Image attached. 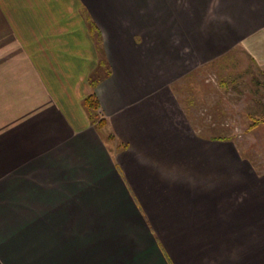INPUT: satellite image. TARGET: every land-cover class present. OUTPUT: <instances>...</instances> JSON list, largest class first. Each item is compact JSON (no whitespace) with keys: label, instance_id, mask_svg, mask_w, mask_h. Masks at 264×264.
I'll list each match as a JSON object with an SVG mask.
<instances>
[{"label":"crops","instance_id":"crops-1","mask_svg":"<svg viewBox=\"0 0 264 264\" xmlns=\"http://www.w3.org/2000/svg\"><path fill=\"white\" fill-rule=\"evenodd\" d=\"M142 1L0 0V264H264V121L259 164L190 131L170 85L178 48L204 62L241 44L264 67V0H216L209 23L192 0L183 27ZM91 27L110 69L95 87Z\"/></svg>","mask_w":264,"mask_h":264},{"label":"rangeland","instance_id":"rangeland-1","mask_svg":"<svg viewBox=\"0 0 264 264\" xmlns=\"http://www.w3.org/2000/svg\"><path fill=\"white\" fill-rule=\"evenodd\" d=\"M149 2V0L142 1L144 12ZM159 2L164 8H169L171 12L169 19H174L175 25L179 27H183L182 16L178 14L181 8L185 7L187 10L188 19L196 18L192 11V0H161ZM206 2L204 18L209 23L212 16L220 15V11L215 9V5L210 4L217 2L216 0ZM114 3L115 1H112V8H115ZM131 17H123L114 12L110 19L114 24L118 25L120 22L130 27L131 30H129L132 32L133 27L136 26L133 25ZM165 19L166 15L159 16L161 23ZM93 29L99 52L100 48L103 49L101 34L96 27ZM180 49L179 58H182V62L187 65L182 72L186 74L173 84H169L186 115L185 120L190 123V131L194 134L229 137L235 142L241 157H250L260 164L257 157L259 151L251 142L250 130L251 125L256 121H264V67L253 63L250 53L244 50L241 44L224 49L219 55H216V52L211 58L208 55L204 62L194 59L192 52H183V48H178ZM102 70L103 74L105 69L100 67L99 71ZM96 113V120H102L100 128L104 129L107 122L100 109V103ZM109 136L112 137L110 134Z\"/></svg>","mask_w":264,"mask_h":264},{"label":"trees","instance_id":"trees-1","mask_svg":"<svg viewBox=\"0 0 264 264\" xmlns=\"http://www.w3.org/2000/svg\"><path fill=\"white\" fill-rule=\"evenodd\" d=\"M89 23H90V26H91L92 25L91 21ZM91 28H94V27H91ZM99 39H100V37H99ZM98 65L101 68L103 67L105 69V71L102 74L103 70L100 72L99 69L98 70L96 69L89 76V82H90V85H92V86H95L100 81V79L103 76H106V75H108L110 73L109 65H108L107 60L105 58L104 51L101 48H100V51H99ZM82 104L85 107V109H86V111L88 113V116H89L90 120L93 121V122H96L95 125L98 128H100V125H101L100 123L102 122V120H96V115H97L96 112H97V109L99 107V100H98L96 94L94 92H91L88 95H86L83 98V100H82ZM259 121L260 120L256 121V123H258ZM256 123H253L251 125V128Z\"/></svg>","mask_w":264,"mask_h":264}]
</instances>
